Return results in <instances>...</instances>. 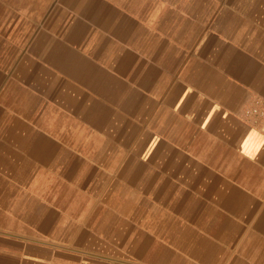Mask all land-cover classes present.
<instances>
[{
    "label": "crops",
    "instance_id": "obj_1",
    "mask_svg": "<svg viewBox=\"0 0 264 264\" xmlns=\"http://www.w3.org/2000/svg\"><path fill=\"white\" fill-rule=\"evenodd\" d=\"M0 264H264V0H0Z\"/></svg>",
    "mask_w": 264,
    "mask_h": 264
},
{
    "label": "built area",
    "instance_id": "obj_2",
    "mask_svg": "<svg viewBox=\"0 0 264 264\" xmlns=\"http://www.w3.org/2000/svg\"><path fill=\"white\" fill-rule=\"evenodd\" d=\"M256 111H257V109L253 108L249 112H256Z\"/></svg>",
    "mask_w": 264,
    "mask_h": 264
}]
</instances>
